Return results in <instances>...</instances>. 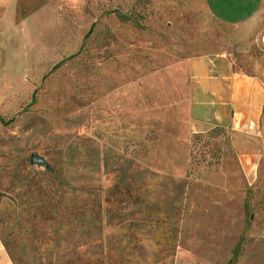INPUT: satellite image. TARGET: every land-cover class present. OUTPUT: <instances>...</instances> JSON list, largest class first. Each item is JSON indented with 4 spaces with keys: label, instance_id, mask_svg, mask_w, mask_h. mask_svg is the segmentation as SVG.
<instances>
[{
    "label": "rangeland",
    "instance_id": "1",
    "mask_svg": "<svg viewBox=\"0 0 264 264\" xmlns=\"http://www.w3.org/2000/svg\"><path fill=\"white\" fill-rule=\"evenodd\" d=\"M10 5L0 240L13 263L264 264V116L261 142H231L222 127L231 154L215 165L208 150L224 137L189 133L179 67L224 54L264 83V0Z\"/></svg>",
    "mask_w": 264,
    "mask_h": 264
},
{
    "label": "crops",
    "instance_id": "2",
    "mask_svg": "<svg viewBox=\"0 0 264 264\" xmlns=\"http://www.w3.org/2000/svg\"><path fill=\"white\" fill-rule=\"evenodd\" d=\"M13 1L0 0V12H6ZM211 17L232 26L225 17ZM179 67L185 68L188 83L189 133H205L219 126L230 130L231 142L262 141L258 129L264 116V83L233 70L224 54L187 55ZM0 264H14L1 240Z\"/></svg>",
    "mask_w": 264,
    "mask_h": 264
},
{
    "label": "trees",
    "instance_id": "3",
    "mask_svg": "<svg viewBox=\"0 0 264 264\" xmlns=\"http://www.w3.org/2000/svg\"><path fill=\"white\" fill-rule=\"evenodd\" d=\"M33 101L34 100L32 99L31 100V104L33 103ZM1 120L2 119H0V121ZM5 124H7V123H5ZM195 135H198V134H195ZM219 135L221 137H224V141L225 142H213V145L208 150V152H210V151L212 152L211 153V156L214 159V164L215 165H218L219 164V160L221 159L222 156H226V155L231 154L230 142L228 141V138H227V136L225 134V130L222 127H219V126L210 129L207 132V135L206 136H203V137H206L207 139L208 138L210 139V138H213V137H216V136H219ZM203 137L196 136L194 139L195 140H198V138H203ZM197 143H199V142H193V146L196 145ZM209 143H211V142H203V146L208 147L209 146Z\"/></svg>",
    "mask_w": 264,
    "mask_h": 264
},
{
    "label": "water",
    "instance_id": "4",
    "mask_svg": "<svg viewBox=\"0 0 264 264\" xmlns=\"http://www.w3.org/2000/svg\"><path fill=\"white\" fill-rule=\"evenodd\" d=\"M30 163L32 165H38V166H43V167H46L47 166V164L42 159H40L39 157H37L36 155H32L30 157Z\"/></svg>",
    "mask_w": 264,
    "mask_h": 264
}]
</instances>
